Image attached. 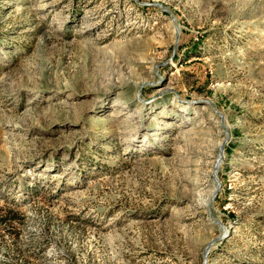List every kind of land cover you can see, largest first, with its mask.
I'll list each match as a JSON object with an SVG mask.
<instances>
[{
  "label": "rangeland",
  "instance_id": "1",
  "mask_svg": "<svg viewBox=\"0 0 264 264\" xmlns=\"http://www.w3.org/2000/svg\"><path fill=\"white\" fill-rule=\"evenodd\" d=\"M0 264H264V0H0Z\"/></svg>",
  "mask_w": 264,
  "mask_h": 264
}]
</instances>
